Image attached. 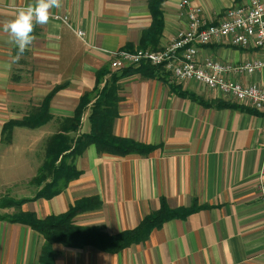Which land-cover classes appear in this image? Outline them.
<instances>
[{"label":"crops","instance_id":"crops-1","mask_svg":"<svg viewBox=\"0 0 264 264\" xmlns=\"http://www.w3.org/2000/svg\"><path fill=\"white\" fill-rule=\"evenodd\" d=\"M150 1L62 0L59 9H51L47 24L35 25L32 43L18 55L3 24L35 0H0V191L28 185L36 176L46 137L74 115L81 97L95 89L101 71L120 73L110 67L112 56L146 44L143 36L153 24ZM182 1L160 3L162 31L147 47L165 49L187 29ZM242 1L188 0L203 9L210 23ZM77 30L85 33V40ZM258 57L257 50L229 45L199 50L201 59L232 64ZM263 78L257 73L239 80L248 86ZM108 79L109 75L105 82ZM119 85V118L113 133L156 149L148 155L119 157L89 146L75 162L81 172L78 179L60 195L27 202L22 210L43 219L67 212L80 199L98 197L101 207L77 215L75 221L112 235L135 228L158 211L160 198L171 209L189 208L194 200L205 208L164 223L146 242L119 254L54 244L56 263L264 264V111L247 105L229 108L218 92L171 76L137 73L123 77ZM55 88L59 89L50 101L51 119L35 129L15 128L12 142L5 145L3 125L38 110ZM89 106L79 134L90 132ZM33 194L34 190L26 197ZM0 211L9 215L15 210ZM43 244V237L30 227L0 220V264H38Z\"/></svg>","mask_w":264,"mask_h":264},{"label":"trees","instance_id":"trees-1","mask_svg":"<svg viewBox=\"0 0 264 264\" xmlns=\"http://www.w3.org/2000/svg\"><path fill=\"white\" fill-rule=\"evenodd\" d=\"M163 0H151L150 9L153 24L143 36L146 42L139 49H151L148 44L155 41L162 31L163 21L159 5ZM140 74L148 78L165 79L170 77L162 67L149 64L128 68L120 73L101 71L97 76L95 89L81 97L78 107L71 118L64 119L57 133L49 137L44 149L39 152L40 166L36 176L28 182L27 188L34 194L32 197L15 199L11 196H0V209H14L8 215H0V220L19 223L37 231L44 239V244L38 256V264H57L55 259L54 244H59L69 249L93 248L95 250L115 254L126 250L134 244L144 243L151 233L164 223L174 219H186L191 214L205 208L199 206L194 200L189 208L171 209L165 198H160L158 211L152 212L130 230L116 234H108L99 227L81 226L76 223L77 215L97 210L102 203L98 197L83 198L76 201L67 212L40 219L37 214L24 212L22 206L38 199H52L60 195L69 184L80 177L76 160L89 146H95L101 154H111L123 157L131 154L148 155L156 149L155 146L144 145L133 139L117 137L113 133L115 121L119 118V81L132 74ZM109 79L105 82V77ZM59 88L53 89L41 102L38 110L22 120H11L3 125L2 142L10 145L13 131L17 127L35 129L41 127L51 119L49 114L50 101ZM186 96V94H181ZM192 97V95H190ZM227 103V102H225ZM91 105V106H89ZM90 107V132L79 134L81 122L85 111ZM229 108L236 107L227 103ZM18 188V187H17Z\"/></svg>","mask_w":264,"mask_h":264},{"label":"built area","instance_id":"built-area-1","mask_svg":"<svg viewBox=\"0 0 264 264\" xmlns=\"http://www.w3.org/2000/svg\"><path fill=\"white\" fill-rule=\"evenodd\" d=\"M181 6L186 8L188 27L168 47L162 50H120L112 56L110 67L115 71L145 64L162 67L178 82L194 81L218 92L226 102L264 111V78L248 86L239 80L242 76L257 73L264 76V0H243L227 9L216 23H210L203 9L191 6L188 0H183ZM76 34L85 40L83 31L77 30ZM211 44L229 45L239 50L252 48L260 53V57L238 64L199 58L200 48ZM261 135L264 149V128Z\"/></svg>","mask_w":264,"mask_h":264},{"label":"clouds","instance_id":"clouds-1","mask_svg":"<svg viewBox=\"0 0 264 264\" xmlns=\"http://www.w3.org/2000/svg\"><path fill=\"white\" fill-rule=\"evenodd\" d=\"M61 6L62 0H35L34 5L19 8L15 17L3 24V31L17 46L18 55H22L32 43L35 25L47 24L51 9Z\"/></svg>","mask_w":264,"mask_h":264},{"label":"rangeland","instance_id":"rangeland-1","mask_svg":"<svg viewBox=\"0 0 264 264\" xmlns=\"http://www.w3.org/2000/svg\"><path fill=\"white\" fill-rule=\"evenodd\" d=\"M227 103H229V104H235V105H239V106L241 105V104L236 103V102H227ZM24 130H28V129H24ZM55 133H57V131ZM55 133H53V134H55ZM51 136H49V137H51ZM49 137H46V139L43 142V145H42V148L41 149H44L45 143H46V141H47V139ZM26 185L27 184L23 185V187L25 188ZM23 187L13 188V189H8V190L3 188L0 191V196L1 195L2 196L8 195V196H11L12 198H15V199H20V197L22 199L23 196L26 197L27 195H30V190L29 189H26V188L24 189ZM0 215H5V213L3 211H0Z\"/></svg>","mask_w":264,"mask_h":264}]
</instances>
